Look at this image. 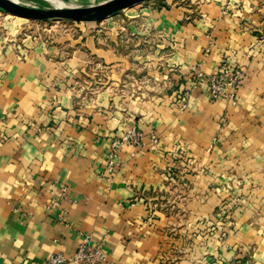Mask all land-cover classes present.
Segmentation results:
<instances>
[{
    "label": "crops",
    "instance_id": "crops-1",
    "mask_svg": "<svg viewBox=\"0 0 264 264\" xmlns=\"http://www.w3.org/2000/svg\"><path fill=\"white\" fill-rule=\"evenodd\" d=\"M59 1L84 6L104 0ZM183 1L154 9L138 32L145 41L153 34L150 46L165 66L166 74L148 73L162 83L161 105L121 100L117 86L124 73L111 69L98 101L82 107L69 84L92 78L88 57L76 53L61 61L57 43L0 55V264H43L55 253L77 264L70 260L84 238L101 243V264H165L162 255L171 253L177 259L167 264H224L233 257L264 264V8L258 6L264 0ZM112 47L91 51L100 62H127L113 56ZM199 59L205 72L221 62L244 68L234 102L210 99L204 88L183 96ZM115 111L132 113L131 123L144 131L153 128L161 148L125 145L109 172L107 150L124 122L113 123ZM178 144L192 167H175L169 189L184 199L170 203H184L183 222L189 223L172 241L176 217L161 212L160 204L148 214L134 201L140 194L151 200L162 195L158 170L167 157L176 162ZM226 176L233 177L240 200L231 224L217 213L229 199L220 189Z\"/></svg>",
    "mask_w": 264,
    "mask_h": 264
},
{
    "label": "rangeland",
    "instance_id": "rangeland-1",
    "mask_svg": "<svg viewBox=\"0 0 264 264\" xmlns=\"http://www.w3.org/2000/svg\"><path fill=\"white\" fill-rule=\"evenodd\" d=\"M18 1L37 5L39 7L49 6L50 4L46 0ZM261 1L262 0H260V2ZM173 2L182 4V0H145L125 9L119 10L101 20L91 22H79L61 18L32 20L18 15H13L0 9V55L3 56L4 52L8 49H12L15 51V53L19 54L21 50L26 48L28 49L32 46V48L38 46L37 50L41 51L43 48H48V46H51V44L55 45L57 43L60 48L58 47V51L55 53V55L61 61L76 53L81 54L84 57H88V60L86 61V65L88 66H86V72L92 74V78L88 79L84 75V78L80 77V79L74 80V82L69 84L70 88L77 92L78 95L76 98L79 101V104H82V107H86L84 104L96 103L98 101L99 96L97 93L104 86H106L105 82L107 81L106 78L108 76V73L106 72H110L111 69V72L116 76H119L121 72L124 73L123 79H121V82H119L117 86V95L121 97V100L127 102L136 98L142 99V101H144L145 104L149 106L154 104L161 105L164 96L158 95L161 93L159 89L162 88V83L159 82V76L153 80L151 75L148 73L155 71L163 75L165 72L162 73L161 71L165 66L164 64H158V60L156 59L158 54H155L154 48L150 46L152 45V40H155L153 34L148 36L146 39L147 41H145L141 38L142 35L138 32L142 31L143 24H146L147 20L152 17L151 12L154 9L157 10L163 6H171ZM262 3H264V1L261 2V5H258L260 8H264V4ZM31 42H35L36 44L33 45ZM130 42L137 45L131 47L129 46V44H131ZM143 42L145 44H143ZM111 44L113 46L111 50L113 56L124 57L127 60V62L123 63V65L119 64L117 61H113L110 64L100 62L99 57L96 56L97 53L95 54L93 51H91V49L97 50V52L99 51L98 49L105 50V48H108V46ZM163 51V54L168 55L167 50L164 49ZM5 54H7V52ZM140 57L142 61H137V59L139 60ZM145 58H148L147 62ZM227 64L233 67L240 66L239 64ZM164 79L167 80L168 78ZM141 94L146 95L141 98ZM157 97H159V100L160 98L162 99L158 101ZM123 115L121 116L118 111H115L114 116L111 117L113 123H115L116 120H122L124 122L123 128H121L119 132L115 133L110 141L120 138L128 130L130 131L132 128H134L135 131L141 134L140 144L138 146L134 145L137 150H139L144 145H149V147L153 149L161 148L157 146L159 143V134L156 133L153 128L144 131L143 127H138L131 123V120H133L131 118L132 113H128L127 117L126 115ZM152 132L157 135V142H151L150 135ZM145 134L148 136V141L146 142L143 141V136ZM162 145L163 144H160L159 146ZM213 146L214 145L212 143L209 144L208 149L211 151ZM166 151L169 152L168 149H166ZM174 151L177 154L176 162L174 164L170 163V161L167 159L168 157L165 159L162 157L164 159L162 160L163 164L161 165L162 167H160V170H158V172L163 173V177L160 176L162 179L161 183L166 186V189H164L162 195L157 197L158 199L151 200L149 196L140 194V196H137L136 200L134 201V204L136 201L142 203L145 206L148 214L153 213L154 209L160 204L162 207L158 208L161 212H164L167 216L176 217V227L173 226L176 231L175 233L173 231L169 233L170 238L168 236V240L170 239L172 241L178 240V238L184 233L186 225L189 222H183L185 219L184 214L186 215L188 213L185 210V206H183L184 203H180V205L177 207L172 206L170 203V198H176L179 200V202H182L184 199L183 192H175L173 190L171 191V189H169V185L170 183L174 184V179H172V177L174 176L173 174L175 167H177L178 170H183L184 168H190L191 166L183 144H178ZM196 166L198 167L202 165L199 162L196 164ZM228 181L230 184L227 185ZM177 182L179 183L177 185L182 187V179L177 180ZM232 182V176H226L224 181H221L220 189H222L223 185V188L228 191L227 196H229V199L227 202L224 201L220 204L217 212L222 214L223 219H225L230 224L232 223L231 215H233V210L240 203L238 196L235 195V191L231 188ZM235 182L239 183V180L237 179ZM213 189L216 190V186L213 185ZM176 193H179V195L175 196L174 194ZM208 226H211V224H208ZM211 229L212 228H210V230ZM177 246H183V244L178 243ZM174 255L176 254L171 253V255H162V262L165 264L175 263L177 258H174ZM237 258L241 257H233L226 262Z\"/></svg>",
    "mask_w": 264,
    "mask_h": 264
},
{
    "label": "built area",
    "instance_id": "built-area-1",
    "mask_svg": "<svg viewBox=\"0 0 264 264\" xmlns=\"http://www.w3.org/2000/svg\"><path fill=\"white\" fill-rule=\"evenodd\" d=\"M207 50L208 48H205V51ZM201 62L202 59H199V62L192 67L183 96L187 97L190 89L204 88L210 99L226 98L234 102L245 76L244 68L229 66L226 62H221L213 71L205 72L201 68ZM157 138V135L152 132L151 142H157ZM140 139L141 134L134 128L128 130L120 138L113 139L107 150L105 168L109 172L116 169L121 148L124 145L138 146ZM104 260L101 243L93 245L88 242L87 238H84L77 246L70 261L77 264H101ZM43 264H69V260H66L62 254L55 253L50 255ZM224 264H249V260L237 258Z\"/></svg>",
    "mask_w": 264,
    "mask_h": 264
},
{
    "label": "water",
    "instance_id": "water-1",
    "mask_svg": "<svg viewBox=\"0 0 264 264\" xmlns=\"http://www.w3.org/2000/svg\"><path fill=\"white\" fill-rule=\"evenodd\" d=\"M143 1L145 0H104L96 4L84 6H56L50 3L49 6L39 7L13 0H0V9L32 20L61 18L79 22H91L101 20L119 10Z\"/></svg>",
    "mask_w": 264,
    "mask_h": 264
},
{
    "label": "bare ground",
    "instance_id": "bare-ground-1",
    "mask_svg": "<svg viewBox=\"0 0 264 264\" xmlns=\"http://www.w3.org/2000/svg\"><path fill=\"white\" fill-rule=\"evenodd\" d=\"M13 1L20 2L18 0H13ZM46 1H48L49 3H52V4L56 5V6H65V5H67L64 2L59 1V0H46Z\"/></svg>",
    "mask_w": 264,
    "mask_h": 264
}]
</instances>
